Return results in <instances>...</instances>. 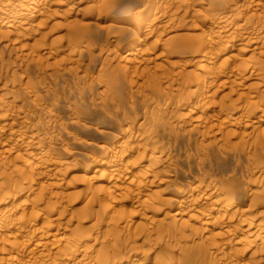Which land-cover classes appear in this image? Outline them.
Wrapping results in <instances>:
<instances>
[{
	"label": "rangeland",
	"instance_id": "1",
	"mask_svg": "<svg viewBox=\"0 0 264 264\" xmlns=\"http://www.w3.org/2000/svg\"><path fill=\"white\" fill-rule=\"evenodd\" d=\"M0 264H264V0H0Z\"/></svg>",
	"mask_w": 264,
	"mask_h": 264
}]
</instances>
